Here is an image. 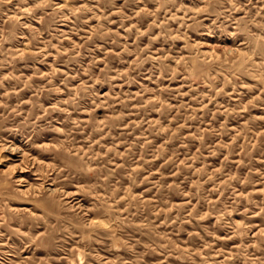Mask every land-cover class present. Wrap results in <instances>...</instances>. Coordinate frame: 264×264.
Masks as SVG:
<instances>
[{"label":"rangeland","instance_id":"rangeland-1","mask_svg":"<svg viewBox=\"0 0 264 264\" xmlns=\"http://www.w3.org/2000/svg\"><path fill=\"white\" fill-rule=\"evenodd\" d=\"M0 264H264V0H0Z\"/></svg>","mask_w":264,"mask_h":264}]
</instances>
